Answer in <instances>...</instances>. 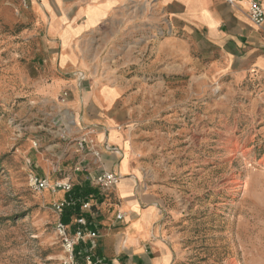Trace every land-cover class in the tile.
I'll list each match as a JSON object with an SVG mask.
<instances>
[{
    "label": "rangeland",
    "instance_id": "obj_1",
    "mask_svg": "<svg viewBox=\"0 0 264 264\" xmlns=\"http://www.w3.org/2000/svg\"><path fill=\"white\" fill-rule=\"evenodd\" d=\"M6 50L0 47V264H66L54 204L67 194L35 190L29 176L37 173L51 184L68 176L74 186L91 182L85 170H76L84 133L63 105L23 87ZM206 55L194 88L184 75L182 92L168 96L166 105L159 95L139 96L148 105L133 115L142 159L161 188L159 237L170 236L185 264H264V78L249 70L231 79L229 67L207 62ZM137 60L130 56L117 66L110 57L93 65L132 73ZM79 72L83 88L88 77L77 70V82ZM84 211L96 214L93 205ZM86 244L78 246L84 251Z\"/></svg>",
    "mask_w": 264,
    "mask_h": 264
},
{
    "label": "crops",
    "instance_id": "obj_2",
    "mask_svg": "<svg viewBox=\"0 0 264 264\" xmlns=\"http://www.w3.org/2000/svg\"><path fill=\"white\" fill-rule=\"evenodd\" d=\"M0 47L14 55L23 87L63 105L78 121V131L90 134L99 146L108 142L121 150L100 159L91 153L78 154V164L90 176L104 170L121 176L116 186L105 193L99 189L100 196L92 198L96 214L87 213L97 237L86 248L100 264H185L179 261L170 236L159 237L163 233L158 226L161 188L149 177L152 165L142 159L143 144H138L133 115L148 105L147 99L139 102V96L159 95L166 105L168 96L182 92L184 75L190 76L189 87L194 88L203 52L207 62L229 67L226 73L231 79L244 77L249 70L263 79L264 29L251 22L248 4L0 0ZM131 47L136 49L131 52ZM119 48L128 49L121 53ZM109 52L117 66L135 55L139 70L99 71L93 64L106 62ZM77 70L88 77L83 88L77 85ZM152 76L155 79H146ZM171 79L177 84H170ZM64 91L69 95L63 98Z\"/></svg>",
    "mask_w": 264,
    "mask_h": 264
},
{
    "label": "built area",
    "instance_id": "obj_3",
    "mask_svg": "<svg viewBox=\"0 0 264 264\" xmlns=\"http://www.w3.org/2000/svg\"><path fill=\"white\" fill-rule=\"evenodd\" d=\"M230 5H236L241 2L248 4V16L251 22L259 28L264 29V0H225ZM84 74L79 72L77 85L81 88L84 81ZM65 92V96H67ZM78 150L84 153L87 150L97 159L102 158L105 153L120 154L121 150L118 146L104 142L102 146H99L90 134H82L78 140ZM76 170H86L82 163L77 164ZM120 174L113 171H100L91 178L92 185L100 190L108 191L118 184L120 181ZM30 185L33 189L38 191H44L51 189L53 192L64 191L66 194L70 192L74 185L70 176L62 178L55 183L51 184L48 178L40 176L37 173L32 172L29 176ZM74 204V201L68 199L56 202L54 204L55 210L60 214L63 213L64 208ZM88 208L92 210L90 200L82 203V210ZM123 216L118 213L117 218L121 219ZM74 228L72 224H65L61 219L56 224V231L61 237L63 246L66 252V264H79L78 256L84 255V259L87 264H100L101 261L94 257L91 251L85 249L77 252V246L81 243H87L89 240H94L97 237V232L88 229L92 225V221L85 216H80L75 219Z\"/></svg>",
    "mask_w": 264,
    "mask_h": 264
},
{
    "label": "trees",
    "instance_id": "obj_4",
    "mask_svg": "<svg viewBox=\"0 0 264 264\" xmlns=\"http://www.w3.org/2000/svg\"><path fill=\"white\" fill-rule=\"evenodd\" d=\"M100 196L99 188L91 186L90 182H85L81 185H75L73 189L67 193V198L74 201V204L64 208L61 214V221L65 224H71L72 220L80 216H85L90 220L89 213L82 210V203L90 200L93 197ZM81 250L80 246H77V252ZM80 255L78 256V258ZM79 264H86L85 259Z\"/></svg>",
    "mask_w": 264,
    "mask_h": 264
}]
</instances>
